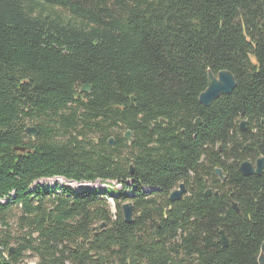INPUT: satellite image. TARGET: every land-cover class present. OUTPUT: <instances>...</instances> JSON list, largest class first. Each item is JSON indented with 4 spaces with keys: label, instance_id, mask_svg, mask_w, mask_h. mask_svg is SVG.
<instances>
[{
    "label": "trees",
    "instance_id": "obj_1",
    "mask_svg": "<svg viewBox=\"0 0 264 264\" xmlns=\"http://www.w3.org/2000/svg\"><path fill=\"white\" fill-rule=\"evenodd\" d=\"M210 69L238 85L206 107ZM260 157L264 0H0V264H260L264 171L239 169ZM53 177L125 192L31 189Z\"/></svg>",
    "mask_w": 264,
    "mask_h": 264
},
{
    "label": "water",
    "instance_id": "obj_2",
    "mask_svg": "<svg viewBox=\"0 0 264 264\" xmlns=\"http://www.w3.org/2000/svg\"><path fill=\"white\" fill-rule=\"evenodd\" d=\"M238 85V81L236 76L231 70L228 69H223L220 70L218 74H215L211 69L208 71V84L207 87L204 91H202L199 95V101L202 105L209 107L211 104L219 98L223 94H231L235 88ZM93 88L92 84L86 83L82 86L81 90L84 92H89ZM132 101H135V96H132ZM197 121L199 123H202L201 118H197ZM252 124L249 120L243 119L240 122V127L243 131H247L251 128ZM26 132L30 134L31 136L35 137L39 134V129L36 126H28L26 128ZM125 138L129 140L131 143L134 141L133 139V132L131 130H127L124 134ZM109 143L111 146L115 144V138L111 137L109 139ZM17 149L25 150L24 147H17ZM240 171L245 175L249 176L252 174L256 175H261L264 171V157H260L256 160V162H252L249 160L242 161L239 166ZM134 166H131L130 173H134ZM216 174L220 176V178L225 181L226 177L224 174V171L222 168H217L216 169ZM79 184H85L87 182H78ZM213 189H208L207 190V195H209L212 192ZM188 191L186 185L184 183H181L179 188L174 189L171 191L169 198L171 201H176L180 200L183 195ZM233 207L239 211V205L237 202H233ZM124 209V217L125 221L127 223H132L134 220V215H135V205L133 202L129 201L126 202L123 206ZM106 226V223H102L100 227ZM219 242L223 246H228V237L225 233V231L222 229L221 230V238ZM15 251L14 247H11L9 250L10 254H13ZM259 263L264 264V242L262 244L261 252L259 255Z\"/></svg>",
    "mask_w": 264,
    "mask_h": 264
},
{
    "label": "rangeland",
    "instance_id": "obj_3",
    "mask_svg": "<svg viewBox=\"0 0 264 264\" xmlns=\"http://www.w3.org/2000/svg\"><path fill=\"white\" fill-rule=\"evenodd\" d=\"M31 125V124H30ZM77 182L75 181H71V180H67L63 177H53V178H42L40 180H37L32 186L31 189L34 190L36 188H38L39 186L43 187V188H48V187H52L54 185H65V186H72L73 188H78V185L80 184H76ZM112 184L110 186H108L106 188V192L110 195V196H118V195H124L125 190L122 188V184L118 181H112ZM100 185L101 181H96V182H87L86 184H83V186H95V185ZM77 185V186H76ZM83 188V187H82ZM81 188V189H82ZM126 193H129L128 190H126ZM111 199V198H110ZM1 202H5L4 199H0V203ZM110 204H111V208L113 210V212H116V204L114 202V200H109ZM21 207L13 204V207L7 212L8 214H6L8 216L7 220L10 222V224L12 225V233L14 231V235L15 236H19L21 234V230L18 229L20 227V223L19 218L22 214L21 212ZM23 232V231H22ZM13 247H15V244H13ZM25 260L24 262L27 264H36L38 262V257L35 256L34 253H32L31 251H28L25 253Z\"/></svg>",
    "mask_w": 264,
    "mask_h": 264
},
{
    "label": "bare ground",
    "instance_id": "obj_4",
    "mask_svg": "<svg viewBox=\"0 0 264 264\" xmlns=\"http://www.w3.org/2000/svg\"><path fill=\"white\" fill-rule=\"evenodd\" d=\"M76 184H79V183H76ZM82 187H83V184L78 185V188H82Z\"/></svg>",
    "mask_w": 264,
    "mask_h": 264
},
{
    "label": "flooded vegetation",
    "instance_id": "obj_5",
    "mask_svg": "<svg viewBox=\"0 0 264 264\" xmlns=\"http://www.w3.org/2000/svg\"><path fill=\"white\" fill-rule=\"evenodd\" d=\"M92 89H93V88H92ZM92 89H91V90H92ZM89 92H91V91H89ZM87 93H88V92H87ZM39 132H40V131H39ZM255 162H256V161H255ZM255 162H254V163H255ZM225 177H226V176H225ZM179 186H180V185H179ZM177 188H179V187H177ZM175 189H176V188H175ZM187 189H188V188H187ZM211 189H212V188H211ZM173 190H174V189H173ZM173 190H172V191H173ZM212 191H213V190H212ZM187 192H188V191H187ZM187 192H186V193H187ZM186 193H185V194H186Z\"/></svg>",
    "mask_w": 264,
    "mask_h": 264
}]
</instances>
